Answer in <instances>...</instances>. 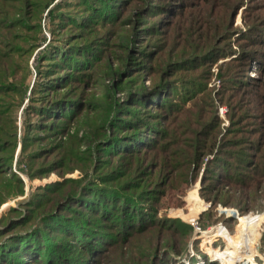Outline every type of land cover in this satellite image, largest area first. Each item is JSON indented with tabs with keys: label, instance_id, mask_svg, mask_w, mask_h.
Instances as JSON below:
<instances>
[{
	"label": "rangeland",
	"instance_id": "obj_1",
	"mask_svg": "<svg viewBox=\"0 0 264 264\" xmlns=\"http://www.w3.org/2000/svg\"><path fill=\"white\" fill-rule=\"evenodd\" d=\"M0 60V264H43L50 244L79 264H264V0H0ZM95 193L117 213L141 197L146 219L95 211L105 242L84 255L47 224L88 219Z\"/></svg>",
	"mask_w": 264,
	"mask_h": 264
},
{
	"label": "trees",
	"instance_id": "obj_2",
	"mask_svg": "<svg viewBox=\"0 0 264 264\" xmlns=\"http://www.w3.org/2000/svg\"><path fill=\"white\" fill-rule=\"evenodd\" d=\"M67 60H69V58H66V57L63 58V61L65 63H68ZM3 65L4 64H3L2 60H0V67L2 69H3ZM263 70H264V67H261V69L259 70V73H262ZM68 103H70V102L64 101V104H66V106L69 105ZM0 122H2V124H3V125L0 126V155H1L7 149L8 142H6V141L9 138V134H10L9 132L11 130V127L8 125L6 117H4L3 119L0 117ZM6 123H7L8 126H5ZM141 147H145V146L142 145V146L138 147L137 149H140ZM40 153L41 152H38L35 155H39ZM127 153H129V152H127ZM41 155L43 156L45 154L42 153ZM239 164H240V166L236 167V171L238 173V177L240 178L241 175H242L240 173L241 170H245V172H246V170L248 171L250 169V171H252V172H248L247 176H245L247 178V180L250 182L249 186H251V185L253 186L254 184H258L259 180H257V179L259 178V175H260L259 166L255 165L254 162L250 163L248 160L239 161ZM226 170H227L226 168L222 169V171L224 173L226 172ZM250 173H252V174H250ZM242 177L245 178L244 176H242ZM227 178H230L229 172H228ZM16 180L18 181V179H16ZM224 180H226V179H224ZM227 180H230V179H227ZM229 183H231V184L232 183L241 184L238 181L233 182V179H231V181H229ZM105 190L108 191L110 189H105ZM196 191H197V187H196ZM108 192H112V191L110 190ZM188 193H189V190L185 193V195L183 197L180 198L181 201L183 203H185V205L187 207H188V199L187 198H188V195H189ZM104 197H107L106 194L95 193V194H92V196H90V197H88V196L85 197L84 201L80 200L79 203L77 202L78 203L77 206L81 205L83 207L81 212H85V211L89 212V216H87L88 219L85 220V218L82 217V218H79V223H74L73 218H70V216L61 217V214H56L55 218L52 216V220L48 219L50 221V223H53V224H50L49 221H48V224H47L48 226L47 227L50 228V230H51V228L53 226V228H57V229L59 228L61 231L63 230L65 232H69V230H70V231L73 232L74 235L81 236L80 237L81 240H79V244L78 245L80 246V248L82 247V250L85 252L84 255H86V252H89L90 254L94 255V254L97 253V251H100L102 249V246H100L99 244L97 245L96 241L98 242V240H100V243L105 242V239L101 237V232H99L100 226H102L103 223H101L100 220H98L99 223H96L98 225H96L94 223V217L97 216V214L94 213L95 211L96 212L98 211V215H100V216H98L99 219H101L102 217L103 218L104 217H108V221L110 219V221L111 222L113 221L115 224L117 223V221H119L121 219L124 222H127V223H125L126 225H130V224L132 225V224H134L135 222L138 221V217L140 215L144 219H139V222L140 221L143 222L146 219L145 216H142L143 213L141 214L142 211L137 206L139 201H140V199H141V197H136L137 199L131 200L130 198H127V197L125 198L124 196H120L121 198H124V200L127 199L128 203L124 202L123 208L118 213L115 210L116 204H115V202H113V199L107 205L106 200L108 198H104ZM82 198L83 197L81 196V199ZM215 199H217L216 196L213 198V202L214 203H216V201H217ZM130 202H132V204ZM129 203L131 204V206L129 205ZM106 206L107 207H112L110 213L108 212V209L106 208ZM65 207H66L65 204L62 205V204L59 203V204H56L55 208H56L57 211H60V210L64 211V209H65L66 212H69V211H67V209ZM173 207H174V205H169L167 207V212L170 213L173 216H183V212H182L181 208H179V207L173 208ZM113 212H115V213H113ZM114 219H116V220H114ZM167 220H165V221H167ZM170 222L172 224V231L173 232H175L177 234H180L186 240H188L190 238V235L193 233V227L190 224H188V223H186V222H184L182 220H179V219H172ZM104 225L102 227H104ZM108 225H109V223L106 224V226H108ZM117 227L118 226H115V225L111 226L112 229H117ZM95 231H97V232H95ZM105 231L106 230L103 231V234L105 233ZM16 239H18V251L22 250V253H24V251L25 252H29V250L32 249V248H30V247H32V245L29 244V242L31 240L28 242L25 239L20 238V237L16 238ZM46 240H47V237H46ZM9 242H11V241H9ZM13 243L15 244L14 241H13ZM28 245H30V246H28ZM8 249L9 248L7 247L6 250H8ZM46 249H48L47 250V253H48L47 257L48 258L46 259V261H44L43 264H70V263L71 264H79L80 263V262H77V263L75 262V257L73 259H72V257L70 259H66L67 257L64 259L63 258V254H65V252L63 250V246H60V249H54V245L50 244V245H48V247ZM32 251H35L37 253H38V251H40V249L38 248L37 244L34 245ZM100 253H101V251H100ZM50 257H52L53 259H50ZM84 257H86V256H83V258ZM78 258L81 259L80 257H78ZM84 261H83V263H84ZM87 261H89L88 264L92 263L91 262L92 260H87Z\"/></svg>",
	"mask_w": 264,
	"mask_h": 264
},
{
	"label": "bare ground",
	"instance_id": "obj_3",
	"mask_svg": "<svg viewBox=\"0 0 264 264\" xmlns=\"http://www.w3.org/2000/svg\"><path fill=\"white\" fill-rule=\"evenodd\" d=\"M192 218H196V214H194L193 216H192ZM223 229L222 228H218L217 229V232L213 235V236H219L221 233V231H222ZM219 252H222V251H217V252H213V254L215 255V259L217 258H223V256L224 255H222V254H218ZM232 254H233V252H231ZM230 253V254H231Z\"/></svg>",
	"mask_w": 264,
	"mask_h": 264
}]
</instances>
